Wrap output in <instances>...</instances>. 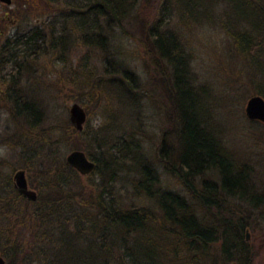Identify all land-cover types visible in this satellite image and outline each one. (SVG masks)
Segmentation results:
<instances>
[{
    "label": "trees",
    "instance_id": "trees-1",
    "mask_svg": "<svg viewBox=\"0 0 264 264\" xmlns=\"http://www.w3.org/2000/svg\"><path fill=\"white\" fill-rule=\"evenodd\" d=\"M149 1L13 0L19 7L8 17L14 20L21 15V4L29 6L23 13L36 11L34 16L61 5L58 34L52 21L47 23L49 44L54 49L62 45L67 21L77 24L81 44L97 49L101 58L99 76L84 68L80 85L94 107L100 97L105 102L103 122L93 129L77 131L68 119L43 127L44 108L19 91V80L25 64L45 53L47 47L38 42L44 34L34 28L0 43V68L6 67L1 81L13 92H0V107L13 125L6 139L19 150L20 168L36 193L30 201L17 193L10 178L0 184L5 189L0 196V256L6 264H249L251 255L237 241L245 228L255 229L235 217L225 201L261 205L252 201V168L239 162L219 138L211 90L198 82L191 53L179 33L167 26V15L172 5L186 25L208 24L223 31L241 61L245 81L236 80L237 86L230 88L242 91L244 99L254 94L264 99V0H157L153 12L139 16L136 10L146 9ZM112 27L134 41L147 86L109 50L106 32ZM144 98L155 102L163 117L157 159L184 193L160 187L142 151ZM76 100L89 115L92 106ZM80 136L91 141L83 143ZM64 142L93 161L89 174L59 158ZM35 159L34 175L30 170ZM118 180L129 184L138 203L121 202L114 187ZM66 200L74 201L77 211L60 220Z\"/></svg>",
    "mask_w": 264,
    "mask_h": 264
},
{
    "label": "rangeland",
    "instance_id": "rangeland-1",
    "mask_svg": "<svg viewBox=\"0 0 264 264\" xmlns=\"http://www.w3.org/2000/svg\"><path fill=\"white\" fill-rule=\"evenodd\" d=\"M155 1L157 0H150L146 9L138 8L136 11L139 16L142 15L143 11L148 14L149 11L153 12ZM15 5L16 3L13 0H11L9 5L0 3V18H3L5 13L10 15V11L16 9ZM16 7L19 6L16 5ZM25 7L21 4V15L16 20V23L10 24L7 22L4 25L0 22V43L6 37L15 33L24 35L30 33L34 28H39L44 34V39L38 42L45 48L47 47V49L45 53L42 52L35 59L29 60L22 68L19 91L29 98L35 97L42 105L45 111L44 122H42L43 127L59 125L64 119H68L67 109L69 105L73 102L79 104L76 99H80L90 105V107L92 106L90 114L87 115L85 113L86 119L82 128H95L103 122L102 111L105 99L98 98V104L94 107L93 100L84 94L85 89L82 88L83 86L80 85L79 81L82 78V73L85 72L84 68L92 70L94 75L99 76L101 58L98 50L93 47L83 46L79 39L77 24L69 21L66 23V30L64 31L66 35L62 45L55 44L56 48H51L50 45L52 44H49L47 23L52 21L55 26L54 34H58L59 16L57 15L60 14L58 10L61 5L54 4L52 5L54 7L52 11L46 13L44 9L45 12L42 10L40 15L36 16H34L36 11L23 13ZM31 7L33 8V6ZM169 9L167 26L179 33L186 50L191 53V66L198 82L207 83L211 90V97L216 104V107L212 110V119L214 120L213 124L219 130V138L239 162H247L249 164L252 168L250 181L256 191L264 194V125L260 124L262 122L251 124L250 120L246 118L243 108L249 95L244 99L242 91L237 93L233 92L234 87L230 88L233 85L237 86V83L245 82L241 73V61L233 55L228 39L217 26L208 24L201 26L186 25L179 20L172 5L169 6ZM127 28L131 29L132 25H127ZM106 36L110 46L109 50L117 52L118 57L137 74L142 84L147 86V74L139 61L134 41L130 37L123 35L117 27H112L108 30ZM57 40L58 38L53 39L54 42ZM7 70H10L9 67ZM5 71L6 67L0 68V92L13 94L8 87L9 83L1 81ZM239 72L241 76L237 75ZM235 82L236 84H233ZM241 89L243 90V87ZM141 104L142 151L151 161L159 176V186L184 193L182 188L176 183V180L164 172L157 159V146L160 133L164 128L161 110L149 98H144ZM80 106L82 107V105ZM12 130L13 125L7 113L0 107V184L7 177L12 180L13 172L21 169L20 165L22 163L18 158L19 150L8 144V139H6V136ZM80 139L83 143L84 141H91L89 137L85 136H80ZM36 142H39V140H36ZM33 146L30 145V147ZM25 148H28V146L26 145ZM71 150L73 149L70 147V143L64 142L58 150L59 158L64 160L65 155ZM38 163L36 159L32 163L31 174H34ZM24 174L26 178L25 171ZM206 176L214 181L217 180L214 174L208 173ZM79 178L85 180V176L79 175ZM33 179L35 177L31 178V180ZM27 186L32 189L28 183ZM0 187V196H4L5 189L2 185ZM114 187L122 203L130 201L138 203L137 199H132L130 186L127 182L118 180ZM225 205L235 217L241 216L245 221L253 224L255 230L245 228L248 235V239L245 242H247V250L251 255L249 264H264V236L262 235L264 221L260 219L261 213H264V205L253 208L237 199H227ZM61 206L62 213L65 214L60 212V220L62 216L77 211L75 202L72 200H66ZM70 226L72 227V225ZM83 226L86 227L87 224L83 222Z\"/></svg>",
    "mask_w": 264,
    "mask_h": 264
},
{
    "label": "water",
    "instance_id": "water-1",
    "mask_svg": "<svg viewBox=\"0 0 264 264\" xmlns=\"http://www.w3.org/2000/svg\"><path fill=\"white\" fill-rule=\"evenodd\" d=\"M0 3L9 5L11 0H0ZM243 110L248 120L264 122V99L260 95L254 94L249 96L245 101ZM67 115L68 121L73 128L81 131L86 119L84 109L78 103L73 102L67 109ZM64 161L82 175L89 174L94 168L93 161L88 159L84 152L78 149L69 151L65 155ZM12 184L17 193L22 197L30 201H35L36 193L27 186L24 170L17 169L13 172ZM0 264H6L2 256H0Z\"/></svg>",
    "mask_w": 264,
    "mask_h": 264
},
{
    "label": "flooded vegetation",
    "instance_id": "flooded-vegetation-1",
    "mask_svg": "<svg viewBox=\"0 0 264 264\" xmlns=\"http://www.w3.org/2000/svg\"><path fill=\"white\" fill-rule=\"evenodd\" d=\"M0 22H2L4 25H6L7 22H9L11 24V23H16L17 21L14 19H10L8 17V15L5 13L3 15V18H0ZM254 194H255V198H253L252 201L255 203H258V204L260 203L261 205H264V194H261L260 191H255ZM258 197H259V199H258ZM246 232H247V230L244 229L243 230V237L237 241V244L240 245V247L244 250L247 249V244H246L247 242H245V241L248 239V235L246 234ZM227 244H232V243H227ZM249 261H250V259H249Z\"/></svg>",
    "mask_w": 264,
    "mask_h": 264
}]
</instances>
